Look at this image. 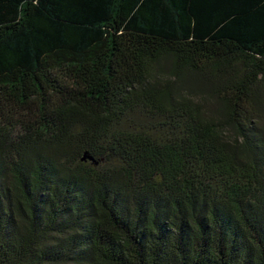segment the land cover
I'll use <instances>...</instances> for the list:
<instances>
[{
  "label": "trees",
  "instance_id": "1",
  "mask_svg": "<svg viewBox=\"0 0 264 264\" xmlns=\"http://www.w3.org/2000/svg\"><path fill=\"white\" fill-rule=\"evenodd\" d=\"M0 264H264V0H0Z\"/></svg>",
  "mask_w": 264,
  "mask_h": 264
}]
</instances>
